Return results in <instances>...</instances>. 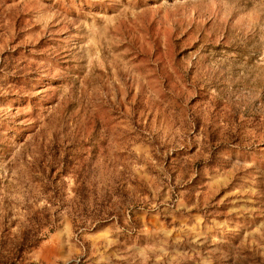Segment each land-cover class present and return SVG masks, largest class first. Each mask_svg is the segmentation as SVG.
Instances as JSON below:
<instances>
[{
  "label": "rangeland",
  "instance_id": "374dc122",
  "mask_svg": "<svg viewBox=\"0 0 264 264\" xmlns=\"http://www.w3.org/2000/svg\"><path fill=\"white\" fill-rule=\"evenodd\" d=\"M0 264H264V0H0Z\"/></svg>",
  "mask_w": 264,
  "mask_h": 264
}]
</instances>
